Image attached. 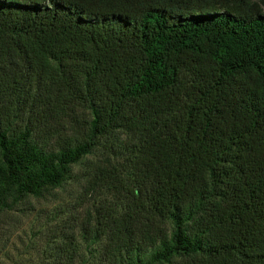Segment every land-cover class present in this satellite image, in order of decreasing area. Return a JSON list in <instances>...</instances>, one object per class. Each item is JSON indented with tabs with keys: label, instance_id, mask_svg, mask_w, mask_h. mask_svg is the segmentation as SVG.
I'll return each instance as SVG.
<instances>
[{
	"label": "trees",
	"instance_id": "trees-1",
	"mask_svg": "<svg viewBox=\"0 0 264 264\" xmlns=\"http://www.w3.org/2000/svg\"><path fill=\"white\" fill-rule=\"evenodd\" d=\"M70 180L42 264H264V0H0V214Z\"/></svg>",
	"mask_w": 264,
	"mask_h": 264
},
{
	"label": "rangeland",
	"instance_id": "rangeland-1",
	"mask_svg": "<svg viewBox=\"0 0 264 264\" xmlns=\"http://www.w3.org/2000/svg\"><path fill=\"white\" fill-rule=\"evenodd\" d=\"M74 184L70 180L65 186L54 188L55 198H30L0 214V264H42L39 241L44 226L55 206L72 200Z\"/></svg>",
	"mask_w": 264,
	"mask_h": 264
}]
</instances>
